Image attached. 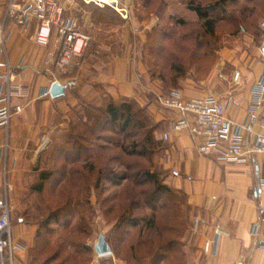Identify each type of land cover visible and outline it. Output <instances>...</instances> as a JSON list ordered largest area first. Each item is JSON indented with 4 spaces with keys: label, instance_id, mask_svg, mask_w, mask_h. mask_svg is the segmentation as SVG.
Instances as JSON below:
<instances>
[{
    "label": "rangeland",
    "instance_id": "374dc122",
    "mask_svg": "<svg viewBox=\"0 0 264 264\" xmlns=\"http://www.w3.org/2000/svg\"><path fill=\"white\" fill-rule=\"evenodd\" d=\"M126 1L128 0H121L120 7L126 9L129 17H134L136 30H141L142 22L147 21L150 14L158 10V3L146 11L143 9L146 5L144 0H135V5H128ZM219 1L221 0H181V6L190 10L191 3L207 7L218 5ZM90 6L92 10L89 13L104 24L114 18V14H118L119 20H112L108 24L121 32L126 31L129 41L132 40L135 54L142 59L150 78L160 82L156 85H138L140 93L159 108L162 107L157 103V96L178 92L184 86L180 83L182 80L191 76H200L203 80L209 77L221 51L228 49L238 57L240 51H244L248 58H254L264 40V0H229L223 6H215V9L208 12L210 24H205V20L190 10L193 13L191 17L178 19L179 23L175 27L165 25L160 34L148 37L142 44H139L136 34L131 37L132 23L122 21L119 12L111 9L107 19L102 20L97 12L100 8ZM165 31L172 34V40L167 46L168 52L164 54ZM121 32L118 33L122 34ZM90 38L92 43V37ZM86 53L74 60L65 71L53 70L54 78L67 86L68 95L55 102L48 98L38 102L35 113L28 119L29 128L19 136L21 146L18 151L24 159L40 158L36 164L38 173L55 167V152L58 149L67 145L73 149L68 143L71 140V122L81 126L76 119L82 114V102H91L82 98V59ZM99 97L101 101L93 102L103 107L107 104L106 100L111 98L107 94L98 95L97 98ZM46 101L48 104H44ZM131 102L135 103L139 118L146 117L145 133L141 132L135 139L124 141L122 136H117L108 129L105 135H108L109 143H93L95 135L82 130L81 126L76 133L79 136L83 133L89 140L85 147L91 148L94 144L97 149L83 151L80 162L66 166V179L60 181L61 187L51 182L43 194L34 193L30 188L24 190L17 199L15 210L12 209L11 199L12 225L17 226L22 219L36 230L31 241L28 244L25 242L26 254L19 261L14 259V264H196L199 261L200 257L193 243L191 208L185 196L166 183L169 173L160 164L167 142L163 136L162 139L159 137L162 128L153 119L146 104ZM155 125L160 126L155 139L162 144L150 146L149 156H130L123 151L124 146L131 145L134 141L143 144L147 131ZM28 140L31 144L26 145ZM114 143H118V146ZM99 144L110 147L101 151L98 149ZM123 144V147L120 146ZM126 150L131 151L132 147ZM11 153L10 135L7 159L1 160V174L5 171V165L8 171L10 169ZM92 166L96 167L94 171ZM101 171L104 176L97 187ZM143 172H151L154 179L150 181L144 176L137 179V174ZM111 174H116L121 179L109 182L107 177ZM126 175H129V180H124ZM0 183H4V177ZM158 183H163L176 193L163 194L157 210H153L150 206L157 203L154 201L155 196L157 199L161 196L153 193ZM71 195H76L81 200L82 206L77 213L70 216L65 212L66 216L61 215L60 225L51 224L52 222L48 224L51 215ZM162 204L165 207L160 209ZM123 214L127 216L125 222L119 218ZM153 218L155 226L150 227ZM133 219L138 220L136 225L131 224ZM172 225L175 228H170ZM101 235L105 236L112 249L111 255L104 258H98L95 251Z\"/></svg>",
    "mask_w": 264,
    "mask_h": 264
},
{
    "label": "crops",
    "instance_id": "0c3cea01",
    "mask_svg": "<svg viewBox=\"0 0 264 264\" xmlns=\"http://www.w3.org/2000/svg\"><path fill=\"white\" fill-rule=\"evenodd\" d=\"M9 1L0 0V23ZM132 1H126V4L135 5V0ZM144 2L146 5L143 9L146 11L157 3L158 10L150 14L147 21L142 22L141 30L134 28L133 16L128 19L121 17L126 24L132 23L131 37L136 34L139 44L146 42L148 37L160 34L165 25L175 27L179 23L178 19L191 17L193 14L181 6V0ZM61 4L65 17L73 18L78 29L92 37L90 48L82 59V98L101 101V97L97 96L107 94L114 101H137L146 104L153 119L162 128L159 137L162 139L165 133H169L170 138L166 142L160 164L169 173L166 183L183 194L191 208L193 243L200 257L196 264H264L262 243L250 234L252 225L260 220L259 205L264 206V155L254 156L245 164L222 163L215 156L200 155L196 141L190 133L172 131V124L177 120L176 113L157 107L152 100L146 99L140 93L139 84L156 85L160 82L150 78L142 59L135 54L132 40L129 41L126 31L121 32L108 24L112 20H119L118 14H114L115 17L104 24L89 13L92 7L85 5L82 0H74L72 4L62 1ZM98 10L102 20H106V16L111 13V8ZM37 30L36 20L27 32L11 25V35L7 43L12 65H22V69L17 71V80L30 88V96L22 101L24 111L14 117L11 125L10 169L8 171L5 165L6 170L1 174L0 168V180L4 177L11 187L14 210L18 197L22 196L24 190L31 189L33 181L40 174L36 166L40 158L24 159L18 151L21 146L19 136L29 128L28 119L35 113L38 102L44 100L39 99L41 91L50 89L53 83L59 82L54 78L53 65H46L50 60L52 45H37L34 41ZM164 37L165 54L168 52L167 46L172 40V34L165 31ZM263 45L264 40L261 48ZM239 54L238 57L228 49L221 51L209 77L203 80L200 76H191L182 80L180 83L184 86L178 93L185 99L213 96L221 101L229 100L227 117L238 125H247L253 90L264 74V57L261 49L254 58H248L244 51ZM235 72H240L242 76L238 85L233 82ZM62 85L66 87V96L68 88ZM62 97H50L48 100L55 102ZM45 103L48 104L47 101ZM256 130L255 126L246 127L245 138L252 141ZM29 144L31 141H26V145ZM1 160L0 154V166ZM23 221L20 219L17 226L12 225L13 238L19 247L14 257L16 261L26 254L25 242L28 244L36 232L34 226H28ZM206 241L215 243L213 255L203 252Z\"/></svg>",
    "mask_w": 264,
    "mask_h": 264
},
{
    "label": "built area",
    "instance_id": "2783aa9c",
    "mask_svg": "<svg viewBox=\"0 0 264 264\" xmlns=\"http://www.w3.org/2000/svg\"><path fill=\"white\" fill-rule=\"evenodd\" d=\"M72 4L74 0H10L0 23V154L7 159L11 125L14 117L24 111L22 101L30 96V88L17 80L22 65H12L8 52L10 26L16 25L29 31L33 21L38 22L34 41L41 47H49L50 60L54 70L65 71L74 60L83 57L89 49L91 38L78 29L73 18L65 17L61 4ZM85 5L99 8L109 7L128 19L121 0H82ZM264 31V22L262 24ZM242 76L235 72L233 82L238 85ZM50 89L41 91L39 99L50 98ZM157 103L166 110L176 113L177 120L172 124L173 132L187 131L196 141L197 151L205 157L215 156L218 162L245 164L252 157L264 155V74L256 82L250 103L247 125H238L227 117L229 100L221 101L213 96L185 99L180 93L158 95ZM257 127L253 140L244 136V129ZM169 133L163 135L168 141ZM6 170V169H5ZM6 175V174H5ZM260 220L250 229L253 238L264 248V206L259 205ZM11 209V187L6 179L0 183V264H14L18 244L13 238ZM219 235V231H217ZM215 243L206 241L203 252L213 255ZM110 256V255H107ZM106 256H99L104 258Z\"/></svg>",
    "mask_w": 264,
    "mask_h": 264
},
{
    "label": "trees",
    "instance_id": "16d2710c",
    "mask_svg": "<svg viewBox=\"0 0 264 264\" xmlns=\"http://www.w3.org/2000/svg\"><path fill=\"white\" fill-rule=\"evenodd\" d=\"M228 1L229 0H221L219 1L218 5L223 6ZM218 5H209L207 7H202L200 5H194L193 3H191V6L189 8L191 11L196 13V15L200 19L205 20V24H210L211 19L209 17L210 13L208 12L210 10L215 9V6L218 7ZM180 22H183V21H180ZM106 103L107 104L103 107V105H96V103H94L93 101H91L90 103L82 102V109L84 111H82V114L79 115L78 118L76 119L82 124L81 125L82 130L85 129V131L87 130L88 132H90V134L92 133V135H95V140L93 141V143L96 141L109 143L110 141L109 139H107L108 135H105V132H107L108 129H110V131L113 132V134L117 136H122L121 138L124 139V141H128L129 139H135L136 137H138L139 133L146 132V127H147L146 117H144L143 119L139 118V114H138L139 112L135 111L136 106L134 102L125 103L121 101H114L113 99L108 98V100H106ZM73 123L74 121L71 122L72 126L70 127L71 128V131H70L71 140L68 142L69 145H71L73 149H70L67 145V146L61 147L55 152V155H56L55 167L53 169L44 170L40 172L39 178L37 179L36 183H34V185L31 187L34 193L43 194L44 192H46V188L51 182L55 183L56 186L59 185L58 187H61L59 184L60 181L66 179V176H65L66 166L68 164H75L77 162H80L84 155L82 154L83 151L89 152L90 149H93V150L97 149V147H95L94 144H92L91 148L85 147L86 144L89 143V140L87 139L86 136H84L83 133L81 136H79L76 133V130L81 126L80 125L77 126ZM159 129H160L159 125H155L151 127V129L147 131L148 133L146 135V138L143 144L142 142L134 141V143L126 147L124 146V144L120 146L122 147L124 146L123 151L127 155L142 156V157L143 156L145 157L147 155L149 156L150 146L156 147V146H161L162 144L160 141H157L155 139V133H157ZM115 146H118V143H116ZM130 146L132 147V150L131 151L126 150ZM109 147L110 145L107 146V145L99 144L98 149L103 151V150H108ZM138 148H141V150L139 151ZM95 168H96L95 166H92V171H94ZM103 174H104L103 171L99 172L100 177L98 179V184L96 185L97 187H99L100 181L104 176ZM142 176L148 178L150 181L154 179V176L152 175L151 172H143L142 174L139 173L137 174L136 178L138 179ZM107 179L109 180V182L113 183V182H117L118 179H121V178L116 174H111V176L107 177ZM129 179H130L129 175H126V177L124 178V180H129ZM154 183L157 184V181H155ZM173 192L176 193L175 191H173L172 189H170L163 183L161 184L158 183V186L154 190L153 193L160 194L161 196L158 199L155 196L156 200L154 201L157 203H154L153 205L151 203L152 206H150V208H152L153 210L155 209L157 210L159 206L158 205L159 202L163 199L162 195L166 193L167 194L173 193ZM81 206H82L81 200L78 199L76 195H71L65 200V203L61 207H58L56 209L58 211L54 212L51 215V217L49 218L50 221H48V224L52 222L51 224L60 225L62 223L61 215L65 214L66 216V213H67L68 215L73 216L75 213H77V211L79 210V207ZM164 207L165 205L162 204L160 209H163ZM119 218L124 220V222L127 220V216L124 214L121 215ZM154 218L150 222L151 223L150 227L155 226ZM137 223H138V220L133 219L131 224L136 225ZM64 226L66 225L64 224ZM170 228H175V227L174 225H172Z\"/></svg>",
    "mask_w": 264,
    "mask_h": 264
},
{
    "label": "water",
    "instance_id": "95a60500",
    "mask_svg": "<svg viewBox=\"0 0 264 264\" xmlns=\"http://www.w3.org/2000/svg\"><path fill=\"white\" fill-rule=\"evenodd\" d=\"M262 55L264 56V45L261 48ZM66 87L60 84L59 82H55L52 84L50 88V96L52 99H58L65 94ZM95 251L99 256H107L111 255L112 249L109 243L106 241L105 236H100L99 241L95 246Z\"/></svg>",
    "mask_w": 264,
    "mask_h": 264
}]
</instances>
